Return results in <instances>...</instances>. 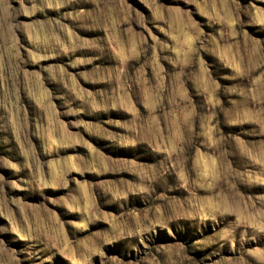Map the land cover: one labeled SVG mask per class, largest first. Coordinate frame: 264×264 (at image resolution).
<instances>
[{
    "label": "rangeland",
    "instance_id": "rangeland-1",
    "mask_svg": "<svg viewBox=\"0 0 264 264\" xmlns=\"http://www.w3.org/2000/svg\"><path fill=\"white\" fill-rule=\"evenodd\" d=\"M0 264H264V0H0Z\"/></svg>",
    "mask_w": 264,
    "mask_h": 264
}]
</instances>
